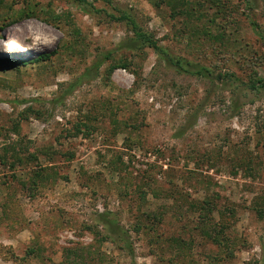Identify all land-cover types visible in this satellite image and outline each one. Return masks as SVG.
<instances>
[{
  "label": "rangeland",
  "instance_id": "rangeland-1",
  "mask_svg": "<svg viewBox=\"0 0 264 264\" xmlns=\"http://www.w3.org/2000/svg\"><path fill=\"white\" fill-rule=\"evenodd\" d=\"M29 2L0 0V264H264V0Z\"/></svg>",
  "mask_w": 264,
  "mask_h": 264
},
{
  "label": "trees",
  "instance_id": "trees-1",
  "mask_svg": "<svg viewBox=\"0 0 264 264\" xmlns=\"http://www.w3.org/2000/svg\"><path fill=\"white\" fill-rule=\"evenodd\" d=\"M75 1L78 4H80V6H82V5L87 6V4L84 2V0H75ZM25 4L26 5H25L24 9L13 14V16H16V21L23 19V18H26V17H29L28 15H33V14H34V18H36L37 14H36V12H34L35 6L32 5L33 6L32 7L31 2H29V0H26ZM110 18L112 20H114L115 22L125 23V25L130 30L131 34L133 35L134 41L139 42L140 44H142V46H145L148 49H151L157 55L158 58L165 61V63H167L169 66L175 68L179 72L188 73L189 75L197 76V77H208L210 75V72L205 68H201L199 66L192 65V64H190L184 60L176 59V58L170 56L163 48H161L159 46L158 42L152 36H150L149 34L144 32L143 30H141L138 27V25L136 24V22L132 18H130L129 16H127L125 14H120L117 18H115L113 16H110ZM47 20H48L49 25H55L58 27H59V23L61 21L59 19V17H57V16L53 17V16H47L46 15V17L44 18L43 21L47 22ZM58 21H59V23H58ZM75 33H76L75 38H78L79 32L75 31ZM74 48H75V46H74ZM73 49H71L70 45H68L65 50H67V52L70 53ZM48 59H49V56H47V57L41 56L39 59H37V61H35V63L39 62V61H45V60L47 61ZM227 77H230V76L228 75ZM246 86L250 90L254 91L256 89L257 91H259L260 89H264V80L260 79V78H258V79L254 78V80L251 79L249 81V84L248 85L246 84ZM4 150H5L4 152H7L8 149H4ZM209 213L211 214L212 212L209 210ZM213 240L216 241L217 239L213 237Z\"/></svg>",
  "mask_w": 264,
  "mask_h": 264
},
{
  "label": "bare ground",
  "instance_id": "bare-ground-1",
  "mask_svg": "<svg viewBox=\"0 0 264 264\" xmlns=\"http://www.w3.org/2000/svg\"><path fill=\"white\" fill-rule=\"evenodd\" d=\"M10 40H12V41H11V42H12V45H16V46H17L18 50H20V51H24V50H25V48H24L23 45H20V43H16V41H13V39H10ZM10 44H11V43H10ZM2 45H3V44L0 43V49H1ZM19 53H20V52H19Z\"/></svg>",
  "mask_w": 264,
  "mask_h": 264
}]
</instances>
